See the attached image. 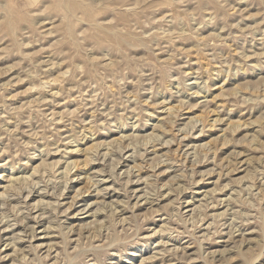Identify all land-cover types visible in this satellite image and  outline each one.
<instances>
[{
    "label": "rangeland",
    "instance_id": "obj_1",
    "mask_svg": "<svg viewBox=\"0 0 264 264\" xmlns=\"http://www.w3.org/2000/svg\"><path fill=\"white\" fill-rule=\"evenodd\" d=\"M9 194L0 264H264V0H0Z\"/></svg>",
    "mask_w": 264,
    "mask_h": 264
},
{
    "label": "bare ground",
    "instance_id": "obj_2",
    "mask_svg": "<svg viewBox=\"0 0 264 264\" xmlns=\"http://www.w3.org/2000/svg\"><path fill=\"white\" fill-rule=\"evenodd\" d=\"M161 140V139H160ZM166 141V140H165ZM155 149V148H154ZM108 150V149H107ZM144 153V152H143ZM65 175V174H64ZM23 176V175H22ZM12 179H13V176H12ZM15 181H17V180H15ZM24 182V181H23ZM14 183V182H13ZM66 184V183H65ZM64 184V185H65ZM27 187V186H26ZM63 188V187H62ZM19 190V189H18ZM6 191V190H5ZM39 192H41L40 190H38ZM30 192V191H29ZM21 193V192H20ZM27 193V192H26ZM51 193V192H50ZM11 196H12V198L11 199H14V197H13V194H11ZM10 196V194H9V196L7 197V198H1V200H0V208H2V206H4L3 204H5V202L9 199V197H11ZM28 196V194H26V197ZM9 201V200H8ZM4 218V217H3ZM23 219H24V217H22ZM22 221H24V220H22ZM26 225V224H25ZM8 225H6L5 227H3L5 230L7 229V228H9V227H7ZM13 230V229H12Z\"/></svg>",
    "mask_w": 264,
    "mask_h": 264
}]
</instances>
